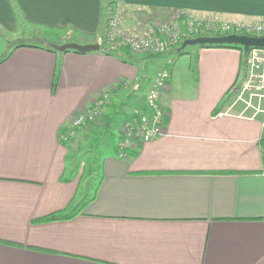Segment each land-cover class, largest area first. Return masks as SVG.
Segmentation results:
<instances>
[{
    "label": "crops",
    "instance_id": "0c3cea01",
    "mask_svg": "<svg viewBox=\"0 0 264 264\" xmlns=\"http://www.w3.org/2000/svg\"><path fill=\"white\" fill-rule=\"evenodd\" d=\"M119 1L120 29L135 34L176 10L264 26V0ZM109 8L110 0H0V59L10 52L0 63V264H264V116L228 100L245 75L241 50L195 46L184 65L185 51L162 55V136L125 158L115 147L91 192L82 194L81 175L66 176L71 143L100 124L63 142L72 117L108 91L112 107L127 96L138 105L159 72L141 75L147 58L129 61L122 47L54 51L97 44ZM64 31L69 41L59 42Z\"/></svg>",
    "mask_w": 264,
    "mask_h": 264
},
{
    "label": "built area",
    "instance_id": "2783aa9c",
    "mask_svg": "<svg viewBox=\"0 0 264 264\" xmlns=\"http://www.w3.org/2000/svg\"><path fill=\"white\" fill-rule=\"evenodd\" d=\"M121 17L120 1L110 0L106 28L103 36L98 37L97 44L104 42L109 47L125 48L134 57L164 55L178 49L186 39L216 34L217 31L256 36L264 34L263 25H231L208 18L202 19L180 10L173 11L170 19L150 22L144 33L135 34L131 31H121ZM244 56L243 89L249 92L250 98L258 101L257 107L254 108L255 115L260 113L264 116V109H259L261 101H264V49L251 48ZM169 76L167 68L159 71L144 96L143 105L132 107L129 116L122 122L120 139L116 145L118 158H125L127 154L135 151L139 143L145 144L162 136L167 117V111L162 104V94ZM119 86L128 88L123 82H120ZM111 95V91L100 94L88 108L72 117L65 132L61 134V140L69 142L82 126L98 124L102 110L109 104ZM262 154L264 156V145Z\"/></svg>",
    "mask_w": 264,
    "mask_h": 264
},
{
    "label": "rangeland",
    "instance_id": "374dc122",
    "mask_svg": "<svg viewBox=\"0 0 264 264\" xmlns=\"http://www.w3.org/2000/svg\"><path fill=\"white\" fill-rule=\"evenodd\" d=\"M171 15L172 13H168L164 17L157 16L151 19L150 21H148L147 24L155 20H159V19H170ZM212 20H215V19H212ZM121 23H122V20L120 24ZM132 27H135V25ZM228 33L236 34V35H244L242 33L232 32V31ZM69 35L71 34H69L68 32H65V31L60 32L57 36V37H60V39L58 38L59 42L65 41V40L66 42H68L69 40L67 39L70 37ZM211 35L214 36L216 34H211ZM205 36H208V35H205ZM34 41L35 40H30L29 43H34ZM39 43L41 44L43 43V45H46L45 42H39ZM15 44L16 43L8 44V48L10 46L12 47V45H15ZM100 45H103L105 48L113 47V46H110V47L107 46L106 44H104V42H101ZM193 47L195 46H189L185 48L184 51L187 54L183 55L184 57L183 59L179 61L180 62L179 64L184 65L189 60L186 56L192 52ZM126 51L127 49H124L121 52L125 53ZM169 57H172V59L176 60L180 56L176 55L174 52H171ZM138 59H142V58H138ZM140 61H142V62H139L141 64L144 62L143 65L139 66L141 75L144 74V76L152 77L162 67L164 61H166V57L159 56V57H154V58L142 59ZM244 82H245V77H242L241 80L237 83V85L232 90L231 94L229 95L228 97V100H230L229 103L233 104L235 107H239V106H242L241 104L242 102L238 100V98L243 99L245 102L244 106H247L250 112L252 114L254 112L255 114L254 108L257 107L258 101L257 99L253 97L250 98L249 92L243 89ZM259 109L260 110L264 109V101H261V105ZM130 112H131V106L128 105L127 110H126V113H127L126 117L129 116ZM122 120L123 118H121L120 116L118 117L116 116V118L113 119V123L108 125L107 127L103 126V124L101 123L102 122L101 120L99 122L100 124L95 126L93 135L91 137L85 138L84 140L81 139L80 141H78L79 139H76V143H73V142L71 143L70 141L71 146L68 149L69 152H68V156L66 160V163L68 165V171L66 173V176L70 177V175H76V174H78V176L80 175L82 176L81 178L82 194L85 191L91 192L92 190L95 189L98 179H99L98 168L102 163L103 157L107 155L108 153H112L113 155H115L114 151H115V147L117 145L118 139H119L118 130L121 127Z\"/></svg>",
    "mask_w": 264,
    "mask_h": 264
},
{
    "label": "water",
    "instance_id": "95a60500",
    "mask_svg": "<svg viewBox=\"0 0 264 264\" xmlns=\"http://www.w3.org/2000/svg\"><path fill=\"white\" fill-rule=\"evenodd\" d=\"M239 46L242 49V54L245 55L249 49L257 48L264 49V36H247L228 34L224 36H206L197 37L194 39H186L181 44L179 50H184L189 46ZM54 51L64 53L73 51L79 54H86L90 52H96L100 50L98 44L79 45L76 43H65L60 46L53 47Z\"/></svg>",
    "mask_w": 264,
    "mask_h": 264
},
{
    "label": "trees",
    "instance_id": "16d2710c",
    "mask_svg": "<svg viewBox=\"0 0 264 264\" xmlns=\"http://www.w3.org/2000/svg\"><path fill=\"white\" fill-rule=\"evenodd\" d=\"M217 33L214 36H224V35H228L229 34V33H221L220 31H217ZM244 35L256 36V35H249V34H244ZM208 36H210V35H208ZM260 36H264V35H260ZM202 37H206V36L203 35ZM21 46H29V45L21 44V45L16 46V48L21 47ZM99 46L101 48V51L104 52V54H107V55L114 54L113 48H105L103 45H99ZM204 47L232 48V49H238V50L242 51L241 47L234 46V45H230V46H204ZM179 48L176 49V50H172V52H174L176 55L184 54V50L185 49L184 50H179ZM9 54H10V52L6 53V55L2 59H0V63H2L9 56ZM124 54H125L126 59L129 60V61L133 62V61L138 60V57L131 56V54L128 51H126ZM160 56H162V55H160ZM154 57H159V56H154ZM154 57L146 56V58H154ZM244 57L245 56L242 54V59H244ZM58 72L59 71L57 70L56 71V78H57ZM139 100L140 101H138L139 102L138 105H136L134 100H132L130 96H127L126 99L124 100V102L122 103V105H120L118 108L116 106L112 107L111 105H109L110 104V102H109V104H107L104 108H110L112 113H108V114L101 113L100 118H99L98 121L100 122L102 120L101 123H103V121H107L109 124H112L113 123V119L116 118V116L118 117V116H120L122 114H124L125 116L127 115L126 110H127L128 105L131 106V108L134 107V106L143 105L144 98H142V99L139 98ZM89 125H91V124H89ZM95 125L93 124V126H95ZM82 205H84V204H82ZM78 210H79V208L76 209L72 214H69V215L64 214L63 212L50 214V215H48V216H46L44 218H41V219H38V220L34 221V223H49V222H53V221L67 220V219H70L73 216H75L76 213L78 212Z\"/></svg>",
    "mask_w": 264,
    "mask_h": 264
},
{
    "label": "flooded vegetation",
    "instance_id": "af4514ba",
    "mask_svg": "<svg viewBox=\"0 0 264 264\" xmlns=\"http://www.w3.org/2000/svg\"><path fill=\"white\" fill-rule=\"evenodd\" d=\"M238 100H239V98H238Z\"/></svg>",
    "mask_w": 264,
    "mask_h": 264
}]
</instances>
